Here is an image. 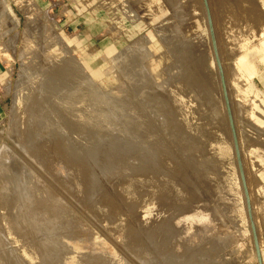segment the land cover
<instances>
[{
    "label": "rangeland",
    "instance_id": "obj_1",
    "mask_svg": "<svg viewBox=\"0 0 264 264\" xmlns=\"http://www.w3.org/2000/svg\"><path fill=\"white\" fill-rule=\"evenodd\" d=\"M256 1L78 0L80 10H24L0 116V221L10 216L0 225V264H264V10ZM72 76L113 112L104 111L109 124L96 121L102 131L91 114L92 130L70 127L64 148L48 112L60 105L53 86ZM16 221L22 231L13 233Z\"/></svg>",
    "mask_w": 264,
    "mask_h": 264
},
{
    "label": "bare ground",
    "instance_id": "obj_2",
    "mask_svg": "<svg viewBox=\"0 0 264 264\" xmlns=\"http://www.w3.org/2000/svg\"><path fill=\"white\" fill-rule=\"evenodd\" d=\"M232 29H233V27H232ZM239 34V33H238ZM237 35V34H236ZM241 44V43H240ZM64 71V70H63ZM75 72V71H74ZM56 73V72H55ZM60 73H61V71H60ZM61 75V74H60ZM60 75H58L57 74V76L59 77ZM66 75V74H65ZM80 75V74H79ZM79 75H76V76H79ZM75 76V75H74ZM71 77V76H70ZM57 78V77H56ZM69 78V77H68ZM61 79V78H60ZM64 79H65V77H64ZM55 80V79H54ZM69 80V82H66L64 85L63 84H61V82L60 83H58V84H56L55 86H53L54 87V89H53V94L54 95H56V97H57V99L60 101V105H52L53 106V108H51V110L52 111H49L48 113H49V122H48V124H49V126L52 128V129H57V130H55V132L56 131H58V130H60V131H58L59 132V134L61 135V131L63 132V142H61V143H63V147L65 148V145L64 144H69L68 142H70L69 140H71L70 138H67L68 136H70V134H69V132H70V130L72 129V128H70V127H75V126H77L76 127V130H75V128H73L74 130H75V133L76 132H78V133H76L77 135L79 134L80 135V133H83V131H84V127H90V129L92 128V126H86L87 124H88V122H86L87 120H88V118L90 119V118H92L93 117V119H91V121H89V124H90V122H92V120H95V122L93 123V126L97 129L98 127H100V128H102L103 126L102 125H104L103 124V122H105V121H103V120H106V121H108V116H110V114H112V113H110V111L109 110H113L112 108H110V107H108V106H106V104L104 103V101L103 100H101L98 96H96L95 94H93V93H91V94H88L89 93V91H88V88H86V83L84 84V83H82V84H80V82H78V83H76V78L75 77H73L72 76V78H69L68 79ZM77 80H78V78H77ZM58 81V80H57ZM82 81V80H81ZM52 85V84H51ZM54 85V84H53ZM51 87V86H50ZM52 87V88H53ZM51 88V89H52ZM89 90H90V88H89ZM47 92V91H46ZM94 92V91H93ZM52 94V95H53ZM48 95V94H47ZM152 95V94H151ZM50 98V97H49ZM48 99V98H47ZM51 99V98H50ZM40 101V100H39ZM46 102V101H45ZM38 103V102H37ZM50 103L51 104H53L51 101H50ZM49 103V104H50ZM48 104V103H47ZM46 104V105H47ZM37 105V104H36ZM41 105V104H40ZM52 106H48V107H52ZM44 107V106H43ZM109 108V112H108V114L109 115H107L104 111L107 109V108ZM45 109V108H44ZM48 109H50V108H48ZM94 109V110H93ZM43 111V110H42ZM113 112V111H112ZM38 114V113H37ZM54 114L55 116H53V117H55L54 119L52 118V115ZM90 114H91V116H90ZM45 115V114H44ZM47 115L48 114H46V118H47ZM38 117V116H37ZM29 119V118H28ZM98 119V120H97ZM99 119H101L103 122H101V123H99L100 121H99ZM128 119V118H127ZM33 120V119H32ZM46 120H48V119H46ZM51 120V121H50ZM70 120H72L71 121V123L69 122ZM111 120L113 121V117H111ZM142 120V119H141ZM39 121V120H38ZM96 121H99V122H96ZM47 122V121H46ZM111 122V121H110ZM31 123H33V122H31ZM42 123V122H41ZM87 123V124H86ZM117 123V122H116ZM48 124H47V126H48ZM61 125V129H59L58 127H57V125ZM108 124H109V121H108ZM119 124V123H118ZM126 124H127V122H126ZM125 124V125H126ZM31 125V124H30ZM38 125V124H37ZM42 125V124H41ZM99 125H101V126H99ZM122 125V124H121ZM49 127V128H50ZM125 127V126H124ZM123 127V128H124ZM39 128V127H38ZM46 128H48V127H46ZM87 128V129H88ZM45 129V128H44ZM47 130V129H46ZM51 130V129H50ZM92 130V129H91ZM98 130V129H97ZM97 130H95L96 132H98ZM103 130V128L102 129H100V131H102ZM54 131V130H53ZM89 131V130H88ZM94 130L92 131V133L93 132H95ZM123 131V130H122ZM36 132H37V130H36ZM42 132V131H41ZM48 132H49V130H48ZM50 132H52V130L50 131ZM58 132H56L57 133V135H58ZM71 132H73V130L71 131ZM87 132V131H86ZM86 132H84V133H86ZM29 133V132H28ZM38 133V132H37ZM43 133H47L46 131L45 132H43ZM74 132H73V134H75ZM91 133V134H92ZM102 133V132H101ZM109 133H111V132H109ZM34 134H36V133H34ZM66 134H69V135H66ZM88 134H90V133H88ZM99 134V133H98ZM103 134V133H102ZM53 135H54V133H53ZM55 136V137H58V136ZM60 135H59V137H60ZM81 135H83V134H81ZM97 135V134H96ZM47 136H49V135H47ZM52 136V135H51ZM67 136V137H66ZM85 136L86 135H84L82 138H83V140H85ZM105 136H107V135H105ZM54 137V136H53ZM52 137V138H53ZM54 137V138H55ZM59 138V140H57V141H61L60 139H62V138ZM71 137H72V135H71ZM88 136H86V138H87ZM92 137H94L93 135H92ZM102 137V136H101ZM127 137V136H126ZM40 138V137H39ZM54 138H53V140H54ZM69 139V140H67V139ZM78 138H81V137H78ZM77 138V139H78ZM95 138V137H94ZM97 138V137H96ZM100 138V137H99ZM116 138V137H115ZM28 139V138H27ZM48 139H50V138H48ZM77 139H76V141H77ZM32 140V139H31ZM35 140V139H34ZM37 140V139H36ZM81 140V139H80ZM87 140V139H86ZM95 140V139H94ZM158 140V139H157ZM29 141V140H28ZM40 141V143H41V141L42 140H39ZM45 141H47V139L45 138ZM45 141H43V143H42V145L43 144H45L44 142ZM51 141V140H50ZM50 141H49V143H50ZM88 141V140H87ZM96 141V140H95ZM98 141H99V139H98ZM100 141H103V137H102V139L100 140ZM124 141V140H123ZM31 142V141H30ZM32 142H34L33 140H32ZM38 142V141H37ZM37 142H35V143H37ZM52 142V141H51ZM65 142V143H64ZM72 142V141H71ZM70 142V143H71ZM89 142V141H88ZM113 142V141H112ZM133 142V141H132ZM138 142V141H137ZM59 143V142H58ZM82 143H85L86 144V141L85 142H82ZM96 143V142H95ZM104 143V142H103ZM155 143H159V140H158V142H155ZM161 143V142H160ZM34 144V143H33ZM73 144V143H72ZM84 144V145H85ZM93 143H89V145H92ZM101 143H98V145L96 144H94L95 146H92V147H96V146H99ZM117 144H118V142H117ZM51 145H55V146H53V148H52V150L53 149H55L54 147H56L57 145H56V143L54 144H52L51 143ZM50 145V146H51ZM59 145V144H58ZM69 145H71V144H69ZM69 145H66V146H69ZM120 145H122V144H120ZM156 145V144H155ZM36 146V145H35ZM34 146V147H35ZM38 146L40 147L41 145H39L38 144ZM37 146V147H38ZM48 146V145H47ZM61 146V147H62ZM116 146V145H115ZM115 146H113V147H115ZM136 146V145H135ZM159 147L161 146L160 144L158 145ZM32 147V146H31ZM52 147V146H51ZM62 147V148H63ZM70 147L71 146H69V149H70ZM86 147V146H85ZM88 147H90V146H88ZM100 147V146H99ZM119 147V146H118ZM134 147V146H133ZM143 147V146H142ZM158 147V149H160ZM30 148V147H29ZM28 148V149H29ZM44 148H45V146H44ZM62 148H61V151H63L62 150ZM73 148V149H72ZM71 149H70V151L71 150H74V148L75 147H72ZM77 148V147H76ZM93 148V149H94ZM103 148V147H102ZM116 148V147H115ZM114 148V149H115ZM128 148V147H127ZM37 149V148H36ZM42 149V148H41ZM40 148H39V150H41ZM47 149V148H46ZM46 149H44V150H46ZM49 149V148H48ZM57 149H59L60 150V146H58V148ZM81 149V148H80ZM84 149V148H83ZM82 149V150H83ZM98 149V148H97ZM96 149V150H97ZM100 149V148H99ZM117 149V148H116ZM119 149H121V148H119ZM118 149V150H119ZM133 149V148H132ZM156 149V148H155ZM43 150V149H42ZM51 150V149H50ZM49 150V151H50ZM52 150H51V152H52ZM66 150V149H65ZM95 149L94 150H91V152L92 151H96ZM136 150V149H135ZM140 150V149H139ZM161 150V149H160ZM160 150H158V151H160ZM33 151V150H32ZM31 151V152H32ZM54 152L55 151H57V150H53ZM80 151V150H79ZM98 151V150H97ZM156 151V150H155ZM47 151H44L43 152V155L45 156H47V153H46ZM50 152V154H52V156L53 155H55L54 153H51ZM58 152V151H57ZM68 152V151H67ZM72 152V151H71ZM70 152V153H71ZM75 152V151H74ZM78 152V151H77ZM82 152V151H81ZM119 153H120V151H118ZM132 152H134V151H132ZM137 152V151H136ZM139 152V151H138ZM137 152V153H138ZM29 153V152H28ZM33 153H34V151H33ZM32 153V154H33ZM38 152H36V155H39V154H37ZM40 153V152H39ZM59 153H61V152H59ZM64 153H66V152H64L63 151V154H58L59 155V157H60V155H63V156H66V154L64 155ZM82 153H84V152H82ZM98 153V152H97ZM141 153H143V152H141ZM145 153V152H144ZM40 154H42V151H41V153ZM50 154H48V155H50ZM72 154H75V153H72ZM72 154H71V157L70 158H75V156L73 155V157H72ZM76 154H78V153H76ZM90 154V153H89ZM92 154H94V153H92ZM92 154H91V156H92ZM131 154H133V153H131ZM163 154V153H162ZM27 155H29V154H27ZM34 155V154H33ZM36 155H34V158H36L35 156ZM159 155V154H158ZM31 156V155H30ZM42 155H39V157H41ZM51 156V155H50ZM68 156H70L69 154H68ZM68 156H67V158H68ZM78 156V155H77ZM94 156H95V154H94ZM98 158H99V155H96ZM115 156V155H114ZM122 156V155H121ZM135 156V155H134ZM150 156V155H149ZM27 157V156H26ZM39 157H37V158H39ZM54 157V156H53ZM55 157H57V155L55 156ZM62 157V156H61ZM97 157H95L96 159H97ZM146 157V156H145ZM4 158V157H3ZM33 158V157H32ZM33 158V159H34ZM36 158V159H37ZM65 158V157H64ZM94 158V159H95ZM6 159V158H5ZM44 160H46L45 158H43ZM48 159V158H47ZM121 159V158H120ZM150 159V158H149ZM149 159H147V161L149 160ZM8 160V159H7ZM30 160V159H29ZM35 160V159H34ZM38 160V159H37ZM55 160V159H54ZM68 160V159H67ZM93 160V159H92ZM137 160H139V159H137ZM151 160V159H150ZM36 161V160H35ZM63 161H65V160H63ZM74 161V160H73ZM80 161V160H79ZM79 161L77 162V163H79ZM95 161V160H94ZM126 161V160H125ZM132 161V160H131ZM37 162V161H36ZM43 162V161H42ZM45 162V161H44ZM76 162V161H75ZM6 163V162H5ZM38 163V162H37ZM39 163H41V160H39ZM50 163V162H49ZM88 163V162H87ZM93 163V162H92ZM97 163V162H96ZM96 163H93V164H96ZM150 163V162H149ZM148 163V164H149ZM21 164V163H20ZM75 164V163H74ZM126 164V163H125ZM145 164V163H144ZM13 165V164H12ZM15 165H17V164H15ZM51 165V164H50ZM49 165V166H50ZM116 165V164H115ZM119 165V164H118ZM121 165V164H120ZM141 165H143V163L141 164ZM2 166V165H1ZM14 166V165H13ZM43 166H45V165H43ZM46 166H48V165H46ZM79 166H81V165H79ZM97 166H99V165H97ZM103 166H105V165H103ZM110 166V165H109ZM11 167V166H10ZM17 167V166H16ZM72 167V166H71ZM143 167H145L144 165H143ZM15 168V167H14ZM14 168H9V169H12V171H10L9 172V174L11 173V179H13V181H16L18 184H20V182H21V178H19V176H18V174H17V168L14 170ZM39 168V167H38ZM80 168V167H79ZM78 168V169H79ZM82 168V167H81ZM80 168V169H81ZM122 168V167H121ZM125 168V167H124ZM22 169V168H21ZM36 169V168H35ZM79 169V170H80ZM140 169V168H139ZM147 169V168H146ZM19 170V169H18ZM75 170V169H74ZM83 170V169H82ZM113 170V169H112ZM148 170V169H147ZM46 171V170H45ZM135 171V170H134ZM134 171H133V173H134ZM137 171H139V170H137ZM149 171V170H148ZM152 171V170H151ZM8 172V171H7ZM78 172V171H77ZM76 172V173H77ZM80 172H81V170H80ZM6 173V172H5ZM152 173V172H151ZM154 173V172H153ZM156 173V172H155ZM1 174V173H0ZM20 174V173H19ZM24 174V173H23ZM35 174H37V173H35ZM80 174V173H79ZM83 174V173H82ZM5 175V174H4ZM7 175V174H6ZM21 175V174H20ZM29 175V174H28ZM10 176V175H9ZM30 176V175H29ZM34 176V175H33ZM33 176H31V178H30V180L32 179V177ZM36 176V175H35ZM47 176V175H46ZM85 176V175H84ZM153 176V175H152ZM23 177V176H22ZM51 177V176H50ZM25 178V177H24ZM37 178V177H36ZM151 178V177H150ZM37 179H39V177L37 178ZM48 179V178H47ZM155 179V178H154ZM160 179V178H159ZM5 180H7V179H5ZM29 180V179H28ZM43 181H44V179H42ZM41 180V181H42ZM27 180H25V182H26ZM36 181H38V180H36ZM46 181V180H45ZM29 182V181H28ZM52 182V181H51ZM2 183V182H1ZM16 183V184H17ZM27 183V182H26ZM25 183V184H26ZM34 183H35V181H34ZM42 183V182H41ZM41 183H40V185H41ZM93 183H94V181H93ZM5 184V183H4ZM23 185V186H27V184L26 185ZM47 184V183H46ZM39 185V186H40ZM42 185H43V183H42ZM130 185V184H129ZM160 185H161V183H160ZM15 186V185H14ZM19 186V185H18ZM37 186V185H36ZM44 186V185H43ZM95 186V185H94ZM93 186V187H94ZM126 186V185H125ZM137 186V185H136ZM46 187V186H45ZM19 188V187H18ZM29 188V187H28ZM38 188V187H37ZM36 188V189H37ZM43 188V187H42ZM47 188V187H46ZM128 188V187H127ZM131 188V187H130ZM133 188V187H132ZM11 188H9V190H10ZM21 189H23V187L21 186ZM51 189V188H50ZM53 189V188H52ZM5 190V189H4ZM34 190V189H33ZM38 190H40V189H38ZM43 191H44V189H42ZM40 191L39 193H42L43 194V191ZM128 190V189H127ZM133 190H134V188H133ZM133 190H131V192L133 191ZM10 191H12V190H10ZM31 191V190H30ZM53 191V190H52ZM14 192V191H13ZM24 192V191H23ZM36 192H37V190H36ZM35 192V193H36ZM127 192V191H126ZM130 192V193H131ZM6 193V192H5ZM12 193V192H11ZM25 193V192H24ZM27 193V192H26ZM25 193V194H26ZM29 193V192H28ZM31 193V192H30ZM38 193V192H37ZM36 193V194H37ZM50 193H52L51 191H50ZM54 193V192H53ZM133 193V192H132ZM17 194L18 195H20L19 193H18V190H17ZM21 194H22V191H21ZM24 194V195H25ZM44 194H46V192L44 193ZM43 194V195H44ZM129 194V193H128ZM5 195V194H4ZM8 195V194H7ZM14 195H16V194H14ZM23 195V196H24ZM29 195H31V194H29ZM40 195V194H39ZM43 195H41V196H43ZM51 195H53V194H51ZM3 196V195H2ZM46 196V195H45ZM44 196V197H45ZM8 197V196H7ZM17 197V196H16ZM15 197V198H16ZM25 197V196H24ZM44 197H41V198H44ZM53 197V196H52ZM35 198H37V197H35ZM7 199V198H6ZM13 200V197L12 198H10V200ZM22 199H24V198H22ZM47 199V198H46ZM3 200H5V199H3ZM8 200V199H7ZM7 200H6V202H7ZM18 200V199H17ZM17 200H16V202H17ZM24 200H26V198L24 199ZM45 200V199H44ZM54 200V199H53ZM1 201H2V199H1ZM22 201V200H21ZM14 202H15V200H14ZM13 201L11 202V204H13L14 203ZM24 202V201H23ZM27 202V201H26ZM1 203V202H0ZM4 203H5V201H4ZM18 203H22V202H18ZM29 203H30V200H29ZM42 203V202H41ZM44 203H46V202H44ZM43 203V204H44ZM1 204H3V201H2V203ZM0 204V205H1ZM9 204V203H8ZM11 204H9V206L11 205ZM35 203H33V205H34ZM42 204V205H43ZM47 204V203H46ZM49 204V203H48ZM15 205V204H14ZM14 205H12V206H14ZM31 204H29V206H30ZM41 205V206H42ZM51 205V204H50ZM49 205V206H50ZM53 205V204H52ZM4 206V205H3ZM5 206H6V204H5ZM28 206V205H27ZM32 206V205H31ZM40 206V205H39ZM40 206V207H41ZM1 207H2V205H1ZM17 206L15 205V207L14 208H16ZM25 207H26V205H25ZM24 207V208H25ZM37 207V206H36ZM2 208H4V207H2ZM1 208V209H2ZM23 208V209H24ZM29 208V207H28ZM31 208V207H30ZM51 208V207H50ZM5 209H7V208H5ZM10 210H12L13 209V207H12V209L11 208H9ZM34 209H35V207H34ZM40 209V208H39ZM53 209V208H52ZM4 210V209H3ZM9 210V211H10ZM15 210H17V209H15ZM26 210H27V208H26ZM36 210H37V208H36ZM35 210V211H36ZM7 211H8V209H7ZM20 211H22V210H20ZM25 211V210H24ZM29 211H32L33 212V208H32V210H29ZM28 211V212H29ZM41 210H39V212H40ZM47 211H48V209H47ZM52 211V210H51ZM1 212V211H0ZM12 212H13V214H14V211L12 210ZM39 212H37V213H39ZM49 212V211H48ZM29 213H31V212H29ZM45 213H46V211H45ZM13 214H10V215H13ZM19 214V213H18ZM36 214V212H34V215ZM42 214V213H41ZM1 215V214H0ZM29 215V214H28ZM33 214L31 213V216H32ZM44 215V214H43ZM15 216H16V214H15ZM19 215H17V217H18ZM8 217H10L9 216V214H8V212H7V214H5L4 216H3V218L6 220V219H8ZM50 217V216H49ZM32 218V217H31ZM34 218V217H33ZM38 218V217H37ZM44 218H47V217H44ZM3 219V220H4ZM26 219V218H25ZM24 219V220H25ZM35 219V218H34ZM3 220H2V222H3ZM30 220V219H29ZM38 221V220H37ZM1 222V221H0ZM0 223V225L2 224L3 225V223ZM20 222H18V221H16L15 223L14 222H12L11 224H8V226H9V231L10 230H12V232L13 233H15L16 231L18 232H20V231H22V224H19ZM46 223V222H45ZM28 224H30V223H28ZM36 225V224H35ZM4 226V225H3ZM28 226V225H27ZM1 227V226H0ZM35 227V226H34ZM40 227V226H39ZM3 228V227H2ZM36 229V228H35ZM2 230V229H1ZM7 231V230H6ZM41 231V230H40ZM44 231V230H43ZM3 232V231H2ZM36 233V232H35ZM34 233V234H35ZM6 234V233H5ZM47 235V234H46ZM0 236H3V235H0ZM14 236L16 237L17 236V234L15 235L14 234ZM19 236V235H18ZM34 236V235H33ZM12 237V236H11ZM19 237H21V236H19ZM19 237H18V239H19ZM35 237V236H34ZM1 238V237H0ZM2 238H4V236L2 237ZM8 238V237H7ZM47 238H48V235H47ZM9 239V238H8ZM14 239V238H13ZM38 239V238H37ZM45 239V238H44ZM49 239V238H48ZM1 241H3V239H0ZM5 240V239H4ZM15 240H17V239H15ZM60 240V239H59ZM20 241V240H19ZM35 241H37V240H35ZM5 242H7V240L6 241H4V243ZM38 242V241H37ZM8 243V242H7ZM15 243V242H14ZM20 243V242H19ZM6 244V243H5ZM36 244V243H35ZM8 245V244H7ZM7 245H5V246H7ZM18 245V244H17ZM4 247V245L1 243V246L0 247ZM22 246V245H21ZM3 247L1 248V249H3ZM17 247V246H16ZM37 247V246H36ZM39 247V246H38ZM6 247H4V249H5ZM19 248V247H18ZM51 248V247H50ZM3 249V250H4ZM45 249H47V248H45ZM5 250H7V249H5ZM39 250V249H38ZM47 250H49V249H47ZM1 251V250H0ZM5 252V251H4ZM3 252V253H4ZM44 252V251H43ZM8 253H10V251H8ZM8 253H6L7 255H8ZM11 253H12V251H11ZM1 254H2V252H1ZM45 254V253H44ZM55 254V253H54ZM7 255H5L6 256V258L8 259V257H7ZM58 256V255H57ZM3 257V256H2ZM10 258H11V256H10ZM55 258V257H54ZM1 259V258H0ZM4 260L3 261H5V258H3ZM68 259V258H67ZM11 260V259H10ZM13 260V259H12ZM9 261V260H8ZM7 261V262H8ZM15 261V260H14ZM11 263H13L12 261H11ZM16 263V262H15ZM14 263V264H15ZM16 264H18V263H16Z\"/></svg>",
    "mask_w": 264,
    "mask_h": 264
},
{
    "label": "crops",
    "instance_id": "obj_3",
    "mask_svg": "<svg viewBox=\"0 0 264 264\" xmlns=\"http://www.w3.org/2000/svg\"><path fill=\"white\" fill-rule=\"evenodd\" d=\"M77 1L0 0V116L5 111L7 105L5 92L13 75L12 60L14 55L8 47L13 45L17 40V32L22 21V16L25 13L24 10H80ZM263 4L264 0L262 1ZM255 6L257 10H264V7L262 8L258 0ZM261 14L264 15V11ZM262 46L264 47V43Z\"/></svg>",
    "mask_w": 264,
    "mask_h": 264
}]
</instances>
